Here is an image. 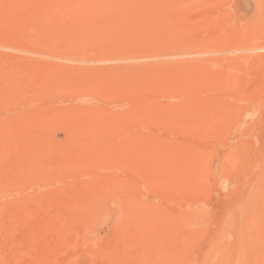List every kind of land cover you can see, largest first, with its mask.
I'll return each mask as SVG.
<instances>
[{"label":"rangeland","instance_id":"1","mask_svg":"<svg viewBox=\"0 0 264 264\" xmlns=\"http://www.w3.org/2000/svg\"><path fill=\"white\" fill-rule=\"evenodd\" d=\"M115 1L0 0V264H264V0Z\"/></svg>","mask_w":264,"mask_h":264},{"label":"bare ground","instance_id":"2","mask_svg":"<svg viewBox=\"0 0 264 264\" xmlns=\"http://www.w3.org/2000/svg\"><path fill=\"white\" fill-rule=\"evenodd\" d=\"M26 1H27V0H26ZM77 1H78V0H77ZM79 1H80V0H79ZM84 1H85V0H84ZM113 1H114V0H113ZM120 1L122 2L123 0H120ZM124 1L127 2L126 0H124ZM124 1H123V2H124ZM144 1H145V0H144ZM144 1H143V2H144ZM158 1H159V0H158ZM161 1H162V0H161ZM170 1H171V0H170ZM173 1H174V0H173ZM29 2H30V1H29ZM29 2H27V3H29ZM31 2H32V1H31ZM89 2H90V1H89ZM125 2H124V3H125ZM131 2H132V1H131ZM145 2L149 3L150 0L145 1ZM145 2H144V4H145ZM151 2H152V1H151ZM4 3H5V1H4ZM13 3H14V2H13ZM13 3H12V4H13ZM15 3H16V6H17L18 3H17V2H15ZM15 3H14V4H15ZM19 3H21V2H19ZM115 3H116V1H115ZM117 3H118V5L120 4V2H118V0H117ZM117 3H116V4H117ZM133 3H135V2H133ZM141 3H142V2H141ZM7 4H8V3H7ZM7 4H6V6H7ZM12 4H11V6H12ZM14 4H13V5H14ZM31 4H32V3H29V6H30ZM72 4H73V3H72ZM80 4H81V2H80ZM121 4H123V3H121ZM121 4H120V6H121ZM131 4H132V3H131ZM142 4H143V3H142ZM144 4H143L142 6H144ZM149 4H152V3H149ZM149 4H148V5H149ZM165 4H166V3H165ZM27 5H28V4H27ZM32 5H33V4H32ZM32 5H31L30 7H29V6H27V7L31 8ZM78 5H79V4H78ZM78 5H77V6H78ZM138 5H139V4H138ZM148 5L145 4L146 7H144V10H146L145 8H148V7H147ZM158 5H159V4H158ZM19 6H20V5H19ZM25 6H26V5H25ZM45 6H46V5H45ZM123 6H124V4H123ZM123 6H121V7H123ZM150 6H152V5H150ZM12 7H13V6H12ZM12 7H9V8H12ZM14 7H15V5H14ZM14 7H13L12 9H14ZM22 7H23V3H22ZM35 7H36V5H35ZM35 7L33 6V10H34ZM48 7H49V6H48ZM158 7H159V6H158ZM158 7H154V8H156V10H158V9H157ZM160 7H162V5H161ZM160 7H159V8H160ZM165 7H167V6L165 5ZM172 7H173V5H172ZM9 8H6V9H9ZM45 8H46V7H45ZM50 8H51V6H50ZM80 8H81V7H80ZM124 8H126V7H124ZM151 8H153V6H152ZM151 8H150V9H151ZM154 8H153V9H154ZM162 8H163V7H162ZM21 9H23V8H20V11H22ZM24 9H25V8H24ZM24 9H23V10H24ZM26 9H27V8H26ZM26 9H25V11H26ZM37 9H38V8H37ZM37 9H36V10H37ZM75 9H77V8H75ZM75 9L73 10L74 13H75ZM83 9H84V8H83ZM116 9H117V8H116ZM140 9H141V8H140ZM142 9H143V8H142ZM3 10H5V8H4ZM3 10L0 9V11H3ZM9 10H10V9H9ZM17 10H18V9H17ZM28 10H29V9H28ZM132 10H134V9L132 8ZM137 10H138V9H137ZM137 10H135V12H136ZM144 10H143V12H144ZM162 10H163V9H162ZM15 11H16V10H15ZM29 11H31V10H29ZM34 11H35V10H34ZM43 11H44V10H43ZM109 11H110V10H109ZM130 11H131V9H129V8H128V10H126V9H125V11L123 10L124 13H123V12H122V13L124 14V16H123V15H121V16H122V17H126V16H125V12H126V13L128 12L126 15L129 14V16H130V13H132V12H130ZM141 11H142V10H141ZM146 11H147V10H146ZM3 12H4V11H3ZM3 12H1V13L4 14V15H5L6 13L9 14L7 11H6V13H5V12L3 13ZM32 12H33V11H32ZM35 12H36V11H35ZM129 12H130V13H129ZM139 12H140V11L138 10L137 13H139ZM148 12H149V11H148ZM12 13H13V12H12ZM27 13H28V12H27ZM72 13H73V12H72ZM72 13H71V14H72ZM74 13H73V14H74ZM141 13H142V12H141ZM32 14H33V13H32ZM60 14H61V13H60ZM133 14H135L134 11H133ZM145 14H147V12H146ZM145 14H144V15H145ZM148 14H149V13H148ZM151 14H152V13H151ZM75 15H76V14H75ZM75 15H74V16H75ZM131 15H132V14H131ZM136 15H137V14H136ZM158 15H160V14H158ZM165 15H166V14H165ZM1 16H2V15H1ZM117 16H118V15H117ZM139 16H140V15H139ZM89 17H90V16H89ZM114 17H115V16H114ZM118 17H119V16H118ZM118 17H116V20L118 19ZM122 17H119V18H120L119 21H121V18H122ZM133 17H134V15H133ZM148 17H149V16H148ZM156 17H157V16H156ZM1 18H2V17H1ZM4 18H5V16H4ZM29 18H30V17H29ZM34 18H35V17H34ZM58 18H60V17H58ZM82 18H84V17H82ZM131 18H132V17H131ZM134 18H135V17H134ZM138 18H140V17H138ZM141 18H143L142 15H141ZM128 19H129V18H128ZM167 19H168V18H167ZM177 19H178V18H177ZM114 20H115V19H114ZM123 20H126V18H124ZM123 20H122V21H123ZM146 20H147V19H146ZM48 21H49V20H48ZM93 21H94V20H93ZM119 21H117V22L119 23ZM126 21H127V20H126ZM147 21H148V20H147ZM32 22H33V21H32ZM60 22H61V21H60ZM66 22H67V21H66ZM68 22H69V21H68ZM80 22H81V21H80ZM129 22H130V20H128V25H130ZM134 22H135V21H134ZM156 22H157V21H156ZM6 23H7V22H6ZM21 23H22V22H21ZM61 23H62V22H61ZM61 23H60V24H61ZM64 23H65V22H64ZM70 23H71V22H70ZM77 23H78V22H77ZM93 23H94V22H93ZM115 23H116V22H115ZM131 23H132V22H131ZM148 23H150V21H148ZM62 24H63V23H62ZM71 24H72V23H71ZM85 24H86V23H85ZM176 24H177V23H176ZM118 25H120V24H118ZM140 25H141V24H140ZM56 26H57V25H56ZM82 26H83V25H82ZM141 26H146V25H141ZM173 26H174V25H173ZM0 27H1V26H0ZM30 27H31V26H30ZM64 27H65V26H64ZM66 27H67V26H66ZM125 27H127V26H125ZM135 27H136V26H135ZM135 27H133V29H136ZM7 28H8V27H7ZM117 28H118V27H117ZM119 28H120V26H119ZM127 28H128V27H127ZM143 28H144V27H143ZM177 28H178V27H177ZM194 28L196 29L195 26H194ZM35 29H36V28H35ZM113 29H114V28H113ZM125 29H126V28H125ZM133 29H131V30H133ZM171 29H172V28H171ZM126 30H127V29H126ZM153 30H154V29H153ZM3 31H4V30H3ZM50 31H52V30H50ZM50 31H49V32H50ZM127 31H128V30H127ZM142 31H143V30H141V32H142ZM1 32H2V31H1ZM55 32H56V31H55ZM103 32H104V31H103ZM130 32H131V31H130ZM135 32H136V31H135ZM50 33H51V32H50ZM124 33H126V32H125V31L123 32V36L125 37ZM137 33H138V32H137ZM139 33H140V32H139ZM11 34H12V33H11ZM35 34H36V32H35ZM57 34H58V33H57ZM126 34H128V33H126ZM134 34H135V33H134ZM58 35H59V34H58ZM58 35H57V36H58ZM14 36H15V34H14ZM40 36H41V35H40ZM157 37H158V35H157ZM11 39H12V38H11ZM13 39H14V38H13ZM45 39H46V38H45ZM154 40H155V39H154ZM157 40H158V39H157ZM159 40H160V39H159ZM47 41H48V40H47ZM1 42H2V41H1ZM17 42H18V41H17ZM31 42H33V41H31ZM31 42H30V43H31ZM20 43H21V42H20ZM122 43H123V42H122ZM149 43H150V42H149ZM158 43H159V42H158ZM160 43H161V42H160ZM28 44H29V43H28ZM146 44H147V43H146ZM155 44H156V43H155ZM18 45H19V44H18ZM63 45H64V44H63ZM140 45H141V44H140ZM156 45H157V44H156ZM32 46H33V45H32ZM32 46H31V47H32ZM53 46H54V45H53ZM1 47H2V46H1ZM155 47H156V46H155ZM63 48H64V47H63ZM68 49H69V48H68ZM31 50H32V49H31ZM46 50H47V49H46ZM72 50H73V49H72ZM151 50H152V49H151ZM147 51H148V50H147ZM131 52H132V51H131ZM157 52H158V51H157ZM194 52H195V51H194ZM194 52H193V53H194ZM5 53H6V52H5ZM33 53H34V52H33ZM72 53H73V52H72ZM146 54H147V53H146ZM152 54H153V53H152ZM156 54H158V53H155V55H156ZM195 54H196V53H195ZM195 54H194V56H195ZM92 55H93V54H92ZM143 55H144V54H143ZM161 55H162V54H161ZM173 56H174V55H173ZM191 56H192V55H191ZM196 56H197V55H196ZM46 57H47V56H46ZM66 57H67V56H66ZM143 57H144V56H143ZM166 57H167V56H166ZM31 59H32V58H31ZM42 59H43V58H42ZM158 59H159V58H158ZM65 60H66V59H65ZM70 60H71V59H70ZM134 60H135V59H134ZM54 61H55V59H54ZM56 61H57V60H56ZM132 61H133V60H132ZM136 61H137V58H136ZM36 62H37V61H36ZM64 62H65V61H64ZM66 62H67V61H66ZM119 62H120V61H119ZM123 62H124V61H123ZM19 63H20V62H19ZM25 63H26V62H25ZM47 63H48V62H47ZM47 63H46V64H47ZM59 63H60V61H59ZM28 64H29V63H28ZM63 64H64V63H63ZM66 64H67V63H66ZM110 64H111V63H110ZM114 64H115V63H114ZM82 65H83V64H82ZM88 65H89V64H88ZM88 65H87V66H88ZM102 65H103V64H102ZM135 65H137V64H135ZM171 65H172V64H171ZM18 66H19V65H18ZM24 66H25V65H24ZM79 66H80V65H79ZM90 66H91V64H90ZM158 66H159V65H158ZM166 66H167V65H166ZM172 66H173V65H172ZM40 68H41V67H40ZM45 68H46V67H45ZM158 68H159V67H158ZM203 68H204V67H203ZM144 69H145V68H144ZM146 70H147V69H146ZM0 71H1V70H0ZM140 71H141V70H140ZM176 71H177V70H176ZM193 71H194V70H193ZM143 72H144V71H143ZM143 72H142V73H143ZM173 72H174V71H173ZM126 73H127V72H126ZM197 73H198V72H197ZM197 73H196V74H197ZM209 73H210V72H209ZM2 74H3V73H2ZM0 75H1V74H0ZM141 75H142V74H141ZM199 75H201V74H199ZM2 76H3V75H2ZM7 76H10V75H7ZM67 76H68V75H67ZM69 76H70V75H69ZM69 76H68V77H69ZM75 76H76V75H75ZM124 76H125V75H124ZM181 76H182V75H181ZM204 76H205V75H204ZM4 77H5V76H4ZM72 77H73V76H70L71 79H72ZM197 77H198V76H197ZM63 78H64V77H63ZM65 78H66V77H65ZM211 78H212V77H211ZM66 79H67V78H66ZM66 79H65V80H66ZM68 79H69V78H68ZM68 79H67V81H68ZM71 79H70V81H71ZM73 79H74V77H73ZM75 79H76V78H75ZM75 79L72 80V81H75ZM161 79H162V78H161ZM205 79H206V78H205ZM208 79H209V78H208ZM213 79H214V78H213ZM213 79H212V80H213ZM8 80H9V79H8ZM65 80H64V81H65ZM187 80H188V79H187ZM0 81H1V77H0ZM3 81H4V80H3ZM10 81H11V80H10ZM162 81H163V80H162ZM217 81H218V80H217ZM1 82H2V81H1ZM1 82H0V85H1ZM4 82L7 83L6 81H4ZM4 82H2V83H4ZM15 82H16V81H15ZM85 82H86V81H85ZM117 82H118V81H117ZM151 82H152V81H151ZM203 82H204V81H203ZM220 82H221V81H220ZM147 83H148V82H147ZM154 83H155V82H154ZM214 83H215V81H214ZM11 84H12V83H11ZM86 84H87V83H86ZM158 84H159V83H158ZM158 84H157V85H158ZM209 84H210V83H209ZM5 85H6V84H5ZM115 85H116V84H115ZM153 85H154V84H153ZM162 85H163V84H162ZM162 85H161V86H162ZM194 85H195V84H194ZM202 85H203V84H202ZM218 85H219V84H218ZM6 86H7V85H6ZM6 86H5V87H6ZM10 86H11V85H10ZM208 86H209V85H208ZM210 86H212V85H210ZM215 86H216V84H215ZM222 86H223V85H222ZM222 86H221V88L223 89L224 87H222ZM0 87H1V86H0ZM5 87H4V88H5ZM7 87H9V86H7ZM60 87H61V86H60ZM120 87H121V86H120ZM133 87H134V86H133ZM140 87L142 88L141 84H140ZM149 87H150V86H149ZM156 87H157V86H156ZM186 87H187V86H186ZM138 88H139V87H138ZM161 88H162V87H161ZM166 88H167V87H166ZM187 88H188V87H187ZM202 88H203V87H202ZM217 88H218V87H217ZM217 88H216V89H217ZM221 88H220V90H221ZM204 89H205V88H204ZM214 89H215V88H214ZM218 89H219V88H218ZM1 90H2V89H1ZM3 90H4V89H3ZM21 90H22V89H21ZM114 90H115V89H114ZM122 90H123V89H121V91H122ZM135 90H136V89H135ZM138 90H139V89H138ZM138 90H137V91H138ZM155 90H156V89H155ZM169 90H170V89H169ZM5 91H6V90H5ZM11 91H12V90H11ZM28 91H29V90H28ZM35 91H36V90H35ZM79 91H80V90H79ZM124 91H125V90H124ZM139 91H140V90H139ZM157 91H158V90H157ZM195 91H196V90H195ZM213 91H214V90H213ZM217 91H218V90H217ZM217 91H216V92H217ZM1 92H2V91H1ZM53 92H54V91H53ZM192 92H193V91H192ZM222 92H223V91H222ZM4 93L6 94L7 92H4ZM4 93H3V95H4ZM37 93H38V92H37ZM63 93H64V92H63ZM101 93H104V92H101ZM123 93H124V92H123ZM136 93H137V92H136ZM154 93H155V92H154ZM1 94H2V93H1ZM1 94H0V95H1ZM13 94H14V93H13ZM43 94H44V93H43ZM51 94H52V93H51ZM114 94H115V93H114ZM117 94H118V93H117ZM129 94H130V93H129ZM156 94H157V93H156ZM174 94H175V93H174ZM194 94H195V93H194ZM202 94H203V93H202ZM33 95H34V94H33ZM88 95H90V94H88ZM143 95H144V94H143ZM180 95H181V94H180ZM198 95H199V94H198ZM1 96H2V95H1ZM5 96H6V95H5ZM5 96H3L4 99L6 98ZM7 96H8V95H7ZM164 96H165V95H164ZM213 96H214V95H213ZM215 96H216V95H215ZM218 96H219V95H218ZM56 97H57V95H56ZM0 98H1V97H0ZM10 98H11V97H10ZM12 98H13V97H12ZM12 98H11V99H12ZM136 98H138V97H136ZM167 98H168V97H167ZM171 98H172V97H171ZM179 98H180V97H179ZM193 98H194V96H193ZM201 98H202V97H201ZM216 98H217V97H216ZM216 98H215V99H216ZM2 99H3V98H2ZM59 99H60V98H59ZM62 99H63V98H62ZM104 99H106V98H104ZM185 99H186V97H185ZM217 99H219V98H217ZM5 100H6V99H5ZM5 100H4V101H5ZM153 100H154V99H153ZM156 100H157V99H156ZM161 100H163V99H161ZM207 100H208V99H207ZM219 100H221V98H220ZM1 101H2V100H1ZM17 101H18V100H16V104H17ZM55 101H56V100H55ZM158 101H159V100H158ZM178 101H179V100H178ZM180 101H181V100H180ZM180 101H179V102H180ZM6 102H7L8 104H10V102H8V101H6ZM14 102H15V101H14ZM18 102H19V101H18ZM48 103H49V102H48ZM73 103H74V102H73ZM104 103H105V102H104ZM165 103H166V102H165ZM184 103H185V102H184ZM0 104H1V103H0ZM12 104H13V103H12ZM14 104H15V103H14ZM46 104H47V103H46ZM76 104H77V103H76ZM90 104H91V103H90ZM107 104H108V103H107ZM110 104H111V103H110ZM124 104H125V103H124ZM143 104H144V103H143ZM185 104H186V103H185ZM197 104H198V103H197ZM211 104H212V103H211ZM213 104H214V103H213ZM216 104H217V103H216ZM220 104H221V103H220ZM10 105H11V104H10ZM21 105H22V104H21ZM21 105H20V106H21ZM35 105H36V104H35ZM47 105H48V104H47ZM47 105H46V106H47ZM114 105H115V104H114ZM163 105H164V104H163ZM168 105H169V103H168ZM172 105H173V104H172ZM177 105H178V104H177ZM189 105H190V104H189ZM195 105H196V104H195ZM217 105H219V104H217ZM5 106H7V105H5ZM8 106H9V105H8ZM38 106H39V105H38ZM52 106H53V105H52ZM153 106H154V105H153ZM165 106H166V105H165ZM222 106H224V105H222ZM69 107H70V106H69ZM95 107H96V106H95ZM99 107H101V106H99ZM169 107H170V106H169ZM171 107H172V106H171ZM171 107H170V108H171ZM189 107H190V106H189ZM216 107H217V106H216ZM8 108H9V107H8ZM55 108H56V107H55ZM63 108H64V107H63ZM76 108H77V107H76ZM120 108H121V107H120ZM173 108H174V107H173ZM182 108H183V107H182ZM206 108H207V107H206ZM226 108H227V107H226ZM53 109H54V108H53ZM66 109H67V108H66ZM95 109H96V108H95ZM99 109H100V108H99ZM106 109H107V108H106ZM180 109H181V108H180ZM184 109H185V108H184ZM199 109H200V108H199ZM39 110H41V109H39ZM56 110H57V109H56ZM56 110H55V111H56ZM59 110H60V109H59ZM61 110H62V109H61ZM189 110H190V109H189ZM202 110H203V109H202ZM209 110H210V109H209ZM1 111H2V110H1ZM32 111H33V110H32ZM101 111H102V110H101ZM160 111H161V110H160ZM180 111H181V110H180ZM198 111H199V110H198ZM206 111H207V110H206ZM14 112H15V111H14ZM30 112H31V111H30ZM102 112H103V111H102ZM146 112H147V111H146ZM193 112H194V111H193ZM23 113H24V112H23ZM59 113H60V112H59ZM65 113H66V112H65ZM100 113H101V112H100ZM135 113H136V112H135ZM204 113H205V112H204ZM41 114H42V113H41ZM56 114H57V113H56ZM82 114H83V113H82ZM106 114H107V113H106ZM118 114H119V113H118ZM144 114H145V113H144ZM201 114H202V113H201ZM12 115H13V114H12ZM29 115H30V114H29ZM48 115H49V114H48ZM88 115H89V114H88ZM88 115H87V116H88ZM97 115H98V114H97ZM148 115H149V114H148ZM161 115H162V114H161ZM163 115H164V114H163ZM188 115H189V114H188ZM85 116H86V115H85ZM100 116H101V115H100ZM124 116H125V115H124ZM127 116H129V115H127ZM149 116H150V115H149ZM204 116H205V115H204ZM209 116H210V115H209ZM4 117H5V116H4ZM20 117H22V116H20ZM94 117H95V116H94ZM156 117H157V116H156ZM191 117H192V116H191ZM1 118H2V117H1ZM24 118H26V117H24ZM28 118H29V117H28ZM98 118H99V117H98ZM98 118H97V119H98ZM4 119H5V118H4ZM4 119H3L2 121H0V122L3 123V122L5 121ZM80 119H81V118H80ZM86 119H87V118H86ZM109 119H110V118H109ZM114 119H115V118H114ZM132 119H133V118H132ZM151 119H152V118H151ZM6 120H7V118H6ZM64 120H65V119H64ZM81 120H83V119H81ZM87 120H88V119H87ZM147 120H148V118H147ZM153 120H154V119H153ZM198 120H199V119H198ZM203 120H204V119H203ZM27 121H28V120H27ZM38 121H39V120H38ZM115 121H116V120H115ZM115 121H114V122H115ZM140 121H141V120H140ZM182 121H183V120H182ZM192 121H193V120H192ZM5 122H6V121H5ZM95 122H96V121H95ZM99 122H100V121H99ZM103 122H104V121H103ZM162 122H163V121H162ZM1 123H0V124H1ZM9 123H10V122H9ZM20 123H21V122H20ZM23 123H24V122H23ZM79 123H80V122H79ZM118 123H119V122H118ZM136 123H137V122H136ZM194 123H195V122H194ZM5 124H6V123H5ZM27 124H28V123H27ZM39 124H40V123H39ZM39 124H38V125H39ZM77 124H78V123H77ZM88 124H89V123H88ZM90 124H91V123H90ZM188 124H189V123H188ZM6 125H7V124H6ZM20 125H21V124H20ZM86 125H87V124H86ZM99 125H100V124H99ZM197 125H198V124H197ZM201 125H202V124H201ZM0 126H1V128L3 127L2 125H0ZM101 126H102V125H101ZM114 126H115V125H114ZM6 127H7V126H6ZM23 127H24V126H23ZM67 127H68V126H67ZM88 127H89V126H88ZM95 127H96V126H95ZM99 127H100V126H99ZM103 127H104V126H103ZM145 127H146V126H145ZM149 127H150V126H149ZM149 127H147V128H149ZM151 127H152V126H151ZM200 127H201V126H200ZM7 128H8V127H7ZM29 128H30V127H29ZM33 128H34V127H33ZM60 128H61V127H60ZM139 128H140V127H139ZM159 128H160V127H159ZM163 128H164V127H163ZM166 128H167V127H166ZM2 129H3V128H2ZM2 129H1V130H2ZM4 129H5V127H4ZM31 129H32V128H31ZM64 129H65V128H64ZM88 129H89V128H88ZM91 129H93V128H91ZM98 129H99V128H98ZM120 129H121V128H120ZM1 130H0V131H1ZM11 130H12V129H11ZM17 130H18V129H17ZM27 130H28V129H27ZM102 130H103V129H102ZM127 130H128V129H127ZM154 130H155V129H154ZM161 130H162V129H161ZM13 131H14V130H13ZM18 131H19V130H18ZM88 131H90V130H88ZM139 131H140V130H139ZM147 131H148V130H147ZM159 131H160V130H159ZM1 132H2V131H1ZM14 132H15V131H14ZM31 132H32V131H31ZM76 132H77V131H76ZM84 132L86 133V131H84ZM93 132H94V131H93ZM117 132H118V131H117ZM155 132H156V131H155ZM21 133H22V132H21ZM106 133H107V132H106ZM152 133H153V132H152ZM17 134H18V133H17ZM33 134H34V133H33ZM41 134H42V133H41ZM41 134H40V135H41ZM76 134H77V133H76ZM76 134H75V135H76ZM89 134H90V133H89ZM120 134H121V132H120ZM130 134H131V133H130ZM130 134H129V135H130ZM143 134H144V133H143ZM175 134H176V133H175ZM13 135H14V134H13ZM20 135H21V134H20ZM22 135H23V134H22ZM63 135H64V134H63ZM92 135H93V134H92ZM172 135H173V134H172ZM4 136H6V131H5V135H4ZM4 136H3V137H4ZM76 136H77V135H76ZM97 136H98V134H97ZM104 136H105V135H104ZM17 137H18V136H17ZM28 137H29V136H28ZM157 137H158V136H157ZM163 138H164V137H163ZM1 139H2V138H1ZM6 139H7V138H6ZM65 139H66V138H65ZM74 139H75V138H74ZM96 139H97V138H96ZM98 139H99V138H98ZM153 139H154V138H153ZM156 139H157V138H156ZM159 139H160V138H159ZM130 140H131V139H130ZM142 140H143V139H142ZM164 140H165V139H164ZM177 140H178V139H177ZM0 141H1V140H0ZM8 141H9V140H8ZM63 142H64V141H63ZM179 142H180V141H179ZM42 143H43V142H42ZM94 143H95V142H94ZM54 144H55V143H54ZM108 144H109V143H108ZM120 144H121V143H120ZM154 144H155V142H154ZM91 145H92V144H91ZM114 145H115V144H114ZM126 145H128V144L126 143ZM140 145H141V144H140ZM167 145H168V144H167ZM7 146H8V145H7ZM12 146H13V145H12ZM47 146H48V145H47ZM92 146H93V145H92ZM135 146H136V145H135ZM135 146H134V147H135ZM189 146H190V145H189ZM117 147H118V146H117ZM142 147H143V146H142ZM150 147H151V146H150ZM84 148H85V145H84ZM128 148H129V147H128ZM128 148H127V149H128ZM156 148H157V147H156ZM192 148H193V146H192ZM67 149H68V148H67ZM112 149H113V148H112ZM118 149H119V148H118ZM177 149H178V148H177ZM58 150H59V149H58ZM122 150H123V149H122ZM130 150H131V149H130ZM4 151H5V150H4ZM32 151H33V150H32ZM91 151H92V150H91ZM127 151H128V150H127ZM131 151H133V150H131ZM186 151H187V150H186ZM46 152H47V151H46ZM50 152H51V151H50ZM52 152H53V151H52ZM89 152H90V151H89ZM98 152H99V151H98ZM98 152H97V153H98ZM110 152H111V151H110ZM143 152H145V151H143ZM159 152H160V151H159ZM189 152H190V151H189ZM44 153H45V152H44ZM101 153H102V152H101ZM103 153H104V152H103ZM107 153H108V152H107ZM128 153H129V151H128ZM31 154H32V153H31ZM37 154H38V153H37ZM109 154H110V153H109ZM123 154H124V153H123ZM135 154H136V153H135ZM145 154H146V153H145ZM193 154H194V153H193ZM29 155H30V154H29ZM85 155H86V154H85ZM90 155H91V154H90ZM92 155H93V154H92ZM6 156H7V155H6ZM50 156H51V155H50ZM58 156H59V155H58ZM87 156H88V155H87ZM94 156H95V155H94ZM96 156H97V155H96ZM187 156H188V155H187ZM189 156H191V155H189ZM104 157H105V156H104ZM124 157H125V156H124ZM124 157H123V158H124ZM137 157H138V156H137ZM0 158H1V157H0ZM108 158H109V157H108ZM145 158H146V157H145ZM83 159H84V158H83ZM135 159H136V158H135ZM138 159L140 160L141 158L138 157ZM77 160H78V159H77ZM189 160H190V159H189ZM101 161H102V160H101ZM108 161H109V160H108ZM110 161H111V160H110ZM134 161H136V160H134ZM142 161H143V160H142ZM93 162H94V161H93ZM111 162H112V161H111ZM77 163H78V162H77ZM89 163H90V161H89ZM95 163H96V162H95ZM127 163H128V162H127ZM173 163H174V162H173ZM58 164H59V163H58ZM92 164H93V163H92ZM117 164H118V163H117ZM120 164H123V163H120ZM120 164H119V165H120ZM130 164H131V163H130ZM138 164H139V163H138ZM164 164H165V163H164ZM30 165H31V164H30ZM32 165H33V164H32ZM65 165H66V164H65ZM95 165H96V164H95ZM152 165H153V163H152ZM158 165H159V164H158ZM167 165H168V164H167ZM175 165H176V164H175ZM35 166H36V165H35ZM55 166H56V165H55ZM70 166H71V165H70ZM101 166H102V165H101ZM188 166L190 167L189 169H193L194 167H196V162L194 163V161L192 160V161L190 162V164H188ZM64 167H65V166H64ZM30 168H31V167H30ZM49 168H50V167H49ZM90 168H91V167H90ZM97 168H98V166H97ZM117 168H118V167H117ZM119 168H120V167H119ZM153 168H154V167H153ZM159 168H160V167H159ZM172 168H173V167H172ZM52 169L54 170V168H52ZM93 169H94V168H93ZM125 169H126V168H125ZM136 169H137V168H136ZM25 170H26V169H25ZM48 170H50V169H48ZM91 170H92V169H91ZM30 171H31V169H30ZM139 171H140V170H139ZM154 171H155V170H154ZM158 171H159V170H158ZM169 171H170V170H169ZM138 173H140V172H138ZM142 173H143V172H142ZM160 173H161V171H160ZM167 173H168V172H167ZM47 174H48V173H47ZM50 174H51V173H50ZM55 174H56V173H55ZM83 174H84V173H83ZM145 174H146V173H145ZM162 174H163V173H162ZM43 175H44V174H43ZM48 175H49V174H48ZM93 175H96V174H93ZM129 175H130V174H129ZM131 175H132V174H131ZM138 175H141V174H138ZM155 175H156V173H155L153 176H155ZM41 176H42V175H41ZM49 176H50V175H49ZM49 176H48V177H49ZM149 176H150V175H149ZM32 177H33V176H32ZM35 177H36V176H35ZM50 177H51V176H50ZM84 177H85V176H84ZM96 177H97V176H96ZM138 177H139V176H138ZM165 177H166V176H165ZM38 178H39V177H38ZM43 178H44V177H43ZM43 178H42V179H43ZM91 178H92V177H91ZM139 178H140V177H139ZM146 178H147V177H146ZM153 178H154V177H153ZM46 179H47V176H46ZM142 179H143V178H142ZM151 179H152V178H151ZM151 179H150V180H151ZM136 180H137V179H136ZM150 180H149V181H150ZM75 181H76V180H75ZM125 181H126V180H125ZM139 181H140V180H139ZM149 181H147V182H149ZM121 182H122V180H121ZM144 182H145V180H144ZM15 183H16V182H15ZM18 183H20V182H18ZM151 183H152V182H151ZM153 183H155V182H153ZM160 183H161V182H160ZM29 184H30V183H29ZM78 184H79V183H78ZM119 184H120V183H119ZM135 184H136V183H135ZM164 184H165V183H164ZM19 185H20V184H19ZM116 185H117V184H116ZM160 185H161V184H160ZM52 187H53V186H52ZM149 187H151V186H149ZM45 188H46V187H45ZM131 189H132V188H131ZM129 190H130V189H129ZM163 190H165V189H163ZM26 191H27V190H26ZM89 191H90V190H89ZM4 192H5V191H4ZM92 192H93V191H92ZM134 192H135V191H134ZM1 193H2V192H1ZM50 193H51V192H50ZM162 193H163V192H162ZM164 193H165V192H164ZM94 194H95V193H94ZM133 194H134V193H133ZM59 195H60V194H59ZM97 195H98V194H97ZM82 196H83V195H82ZM127 196H128V195H127ZM49 198H50V197H49ZM56 198H57V197H56ZM36 200H37V199H36ZM93 200H94V199H93ZM95 200H96V199H95ZM48 201H49V200H48ZM90 201H91V200H90ZM98 201H99V200H98ZM103 201H104V200H103ZM5 202H6V201H5ZM114 202H115V201H114ZM114 202H113V203H114ZM118 202H119V201H118ZM118 202H117V203H118ZM19 203H20V202H19ZM19 203H18V205H19ZM98 203H99V202H98ZM115 203H116V202H115ZM115 203H114V204H115ZM21 204H22V203H21ZM29 204H30V203H29ZM15 205H16V204H15ZM118 205H119V204H118ZM9 206H10V205H9ZM121 206H122V205H121ZM3 208H4V207H3ZM3 208H2V209H3ZM27 208H28V207H27ZM104 208H105V207H104ZM35 209H36V208H35ZM105 209H106V208H105ZM242 209H243V208H242ZM98 210H99V209H98ZM239 210H240L239 212H242L241 209H239ZM18 212H19V211H18ZM28 212H29V211H28ZM105 212H107V211H105ZM135 213H137V212H135ZM244 213H245V212H244ZM99 214H100V213H99ZM138 214H139V213H138ZM30 215H31V214H30ZM30 215H29V216H30ZM102 215H103V214H102ZM133 215H134V214H133ZM238 215H239V214H238ZM134 216H135V215H134ZM149 216H150V215H149ZM239 216H241V215H239ZM141 217H142V214H141ZM103 218H104V217H103ZM143 218H144V217H143ZM89 219H90V218H89ZM19 221H20V220H19ZM84 221H85V220H84ZM103 221H104V220H103ZM74 222H75V221H74ZM26 224H27V223H26ZM86 225H87V224H86ZM77 227H78V226H77ZM112 227H113V226H112ZM74 228H75V227H74ZM97 228H98V227H97ZM87 229H88V228H87ZM53 231H54V230H53ZM48 232H49V231H48ZM87 232H88V231H87ZM44 235H45V234H44ZM46 235H47V234H46ZM39 236H40V235H39ZM35 237H36V236H35ZM54 237H55V236H54ZM61 237H62V234H61ZM63 238H64V237H63ZM46 246H47V245H46ZM239 248H240V247H239ZM241 249H242V246H241ZM244 249H245V247H244ZM35 251H36V250H35ZM241 251H242V250H240L239 252H241ZM243 251H244V250H243ZM243 251H242L241 253H243ZM239 252L237 251L238 254H239ZM241 253H240V255H241ZM242 255H243V254H242ZM237 256H238V255H237ZM236 258H237V257H236ZM238 258H239V256H238ZM236 262H237V261H236ZM237 263L240 264L239 262H237ZM237 263H235V264H237Z\"/></svg>","mask_w":264,"mask_h":264}]
</instances>
